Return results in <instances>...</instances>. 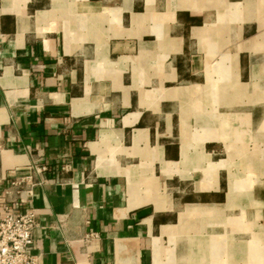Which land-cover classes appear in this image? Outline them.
Returning <instances> with one entry per match:
<instances>
[{
  "label": "crops",
  "instance_id": "0c3cea01",
  "mask_svg": "<svg viewBox=\"0 0 264 264\" xmlns=\"http://www.w3.org/2000/svg\"><path fill=\"white\" fill-rule=\"evenodd\" d=\"M3 199L39 264H264V0H0Z\"/></svg>",
  "mask_w": 264,
  "mask_h": 264
},
{
  "label": "built area",
  "instance_id": "2783aa9c",
  "mask_svg": "<svg viewBox=\"0 0 264 264\" xmlns=\"http://www.w3.org/2000/svg\"><path fill=\"white\" fill-rule=\"evenodd\" d=\"M35 224L36 214L32 209H18L12 199L1 201L0 264H39L37 257L29 252ZM61 264L78 263L73 261Z\"/></svg>",
  "mask_w": 264,
  "mask_h": 264
}]
</instances>
